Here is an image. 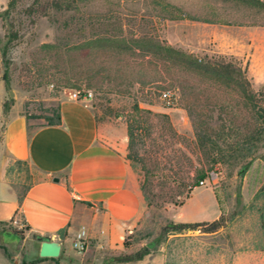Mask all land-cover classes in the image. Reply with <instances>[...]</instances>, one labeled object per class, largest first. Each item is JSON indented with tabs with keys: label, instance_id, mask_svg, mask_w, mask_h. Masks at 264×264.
<instances>
[{
	"label": "rangeland",
	"instance_id": "1",
	"mask_svg": "<svg viewBox=\"0 0 264 264\" xmlns=\"http://www.w3.org/2000/svg\"><path fill=\"white\" fill-rule=\"evenodd\" d=\"M155 1L93 0L80 12L50 9L32 21L23 9L33 0H24L12 14L19 35L4 58L2 48L10 25L1 12L10 0H0V141L7 117L4 103L11 99L12 108L22 110L32 126H39L54 117L63 94L90 91L99 122L112 126L118 136L126 131L128 143V125L140 117L134 148L127 145L126 157L137 174L144 203L126 235L128 246L123 252L149 248L150 253L140 261L116 263L114 255L103 251L90 256L87 250H75L69 257L61 253L46 258L47 263L264 264V135L255 147L246 145L243 150L222 145L224 161L204 184L193 186L196 171L204 163L197 145V123L214 133L221 131L230 140L241 139L235 132L243 138L255 127L252 112L237 94L181 72L159 75L138 56L79 46L99 32L97 26L79 17L109 12L122 17L127 36L153 33L195 54L234 56L247 67L254 88L264 91V13L237 9L218 0H169L193 15L218 18L215 22L170 20L158 16ZM7 63L8 85L4 79ZM146 72L150 75L138 77ZM156 75L164 77L155 82ZM164 91L172 92L171 104L162 98ZM136 104L147 110L141 114L143 119ZM252 154L253 158L248 157ZM20 168L24 176L29 171L25 165ZM189 191L191 197L185 200ZM182 201L186 202L181 205ZM220 215L227 224L215 233L166 229L172 222H211ZM29 230L20 217L0 223V253L12 264L40 261L41 243Z\"/></svg>",
	"mask_w": 264,
	"mask_h": 264
},
{
	"label": "crops",
	"instance_id": "2",
	"mask_svg": "<svg viewBox=\"0 0 264 264\" xmlns=\"http://www.w3.org/2000/svg\"><path fill=\"white\" fill-rule=\"evenodd\" d=\"M59 110L56 125L32 126L15 106L6 117L0 141V223L20 217L30 233L59 240L66 257L76 254L74 243L83 230L86 254L118 255L144 203L126 157L127 133L118 136L112 126L100 123L92 99L63 94ZM2 124L0 119V129ZM23 165L29 168L25 176ZM0 264L12 262L0 253Z\"/></svg>",
	"mask_w": 264,
	"mask_h": 264
},
{
	"label": "trees",
	"instance_id": "3",
	"mask_svg": "<svg viewBox=\"0 0 264 264\" xmlns=\"http://www.w3.org/2000/svg\"><path fill=\"white\" fill-rule=\"evenodd\" d=\"M24 0H10L8 8L1 12V16L4 20L9 21L10 34L8 36L7 43L2 48V55L7 57L12 42L18 38V31L14 30V23L12 14L19 9V6ZM93 0H33V2L23 9L25 16L32 21L39 15H47L50 9H55L60 12H80L82 8L87 6ZM226 5L235 7L237 9H247L255 11L257 13H264V0H218ZM155 4L159 7L158 16L167 18L170 20L191 19L204 22L218 21L217 17L213 16H199L193 15L185 10L178 4H175L169 0H156ZM79 20H86L88 23L95 27L97 26L99 32L93 34L88 40L81 43L82 49L98 48L102 50H112L117 54L129 55L130 57L138 56L142 62L151 66V69L156 72L165 74H173V72H181L183 74H189L197 77L202 83H210L226 89L234 91L239 99L245 104V106L252 112L253 119L255 120V127L250 129L251 132L248 136L241 139L230 140L228 137L225 139L224 134L220 132L214 133L208 127L202 123H197V145L201 150L203 166L196 171V178L194 187L200 185V182L209 177V173L216 169V166L221 164L225 159V152L222 145H226L233 149L235 147L245 149L246 145L255 147L256 143L262 139L264 135V91H257L252 83L251 78L248 75V69L243 63L232 55L223 54H195L187 51L183 48L170 44L165 39H161L159 36L153 33L134 34L127 36L124 34L122 17H119L113 13H91L87 16L82 14ZM119 24V25H118ZM148 69V67L146 66ZM149 72L143 73L139 78L145 77ZM150 75V74H149ZM160 75V74H159ZM155 76V82H160L161 75ZM4 79L8 85L9 80V63L5 66ZM141 79H136L137 82ZM83 95L85 91H79ZM12 100V99H11ZM6 101L4 103V115L8 116L12 108V101ZM135 109L138 111L139 116L142 117L143 112L147 110L141 109L138 104L135 105ZM149 112V111H148ZM150 113V112H149ZM28 117V116H27ZM99 120V118L97 117ZM139 119L133 120L134 122L128 125V148H134L136 140V123H140ZM61 115L59 106L54 113V117H48L45 125L60 124ZM44 125V124H42ZM139 126V125H138ZM225 132L226 128L223 127ZM231 135L227 133V136ZM226 136V134H225ZM245 147V148H244ZM248 157L253 158L252 155ZM130 158V155H129ZM248 164V163H247ZM247 164L243 169H246ZM143 191H146V185H142ZM191 197V191L188 192L185 200ZM186 201H182L183 205ZM227 224V219L224 215H220L213 221H199V222H172L166 229L170 232H182L184 230H201L204 233H215L220 229H223ZM37 238L41 235L37 234ZM45 237V236H44ZM128 246V241L125 239V247ZM150 253L149 248H143L135 252H122L118 255L112 256V260L116 263H129L140 261ZM45 258H40L43 260Z\"/></svg>",
	"mask_w": 264,
	"mask_h": 264
},
{
	"label": "built area",
	"instance_id": "4",
	"mask_svg": "<svg viewBox=\"0 0 264 264\" xmlns=\"http://www.w3.org/2000/svg\"><path fill=\"white\" fill-rule=\"evenodd\" d=\"M71 97L73 99H92L93 98V93H91L90 91H87L86 93H84L83 95L81 94V92L79 91H74L72 94H71ZM162 98L168 103V104H171L172 103V99H173V94L172 92L170 91H164L162 93ZM201 184H204V181H201ZM85 235H86V232L83 230L81 231L78 235H77V238L75 240V243H74V249L76 251H85L88 249L89 247V243L86 241L85 239Z\"/></svg>",
	"mask_w": 264,
	"mask_h": 264
},
{
	"label": "water",
	"instance_id": "5",
	"mask_svg": "<svg viewBox=\"0 0 264 264\" xmlns=\"http://www.w3.org/2000/svg\"><path fill=\"white\" fill-rule=\"evenodd\" d=\"M13 95V91H10ZM58 178H55V181H58ZM38 240L41 241L39 254L44 258H55L60 256L62 251V243L57 239H52L51 237L39 236Z\"/></svg>",
	"mask_w": 264,
	"mask_h": 264
}]
</instances>
